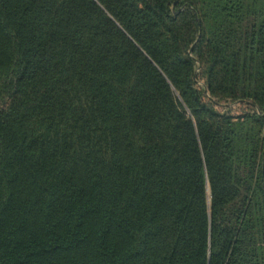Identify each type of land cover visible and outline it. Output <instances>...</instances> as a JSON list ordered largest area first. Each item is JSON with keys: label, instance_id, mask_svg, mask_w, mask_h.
Instances as JSON below:
<instances>
[{"label": "trees", "instance_id": "1", "mask_svg": "<svg viewBox=\"0 0 264 264\" xmlns=\"http://www.w3.org/2000/svg\"><path fill=\"white\" fill-rule=\"evenodd\" d=\"M0 264H264V0H0Z\"/></svg>", "mask_w": 264, "mask_h": 264}, {"label": "rangeland", "instance_id": "2", "mask_svg": "<svg viewBox=\"0 0 264 264\" xmlns=\"http://www.w3.org/2000/svg\"><path fill=\"white\" fill-rule=\"evenodd\" d=\"M198 71H201V68L199 67L198 68ZM199 85H202L204 84V78L202 76L199 77ZM229 105V109L232 111V113H235V114H239L242 112V109L244 108V105L240 104V103H235V104H232V103H228ZM226 110V109H225Z\"/></svg>", "mask_w": 264, "mask_h": 264}]
</instances>
